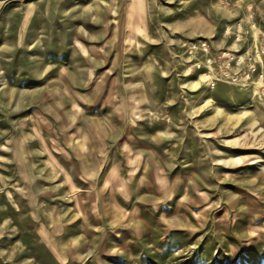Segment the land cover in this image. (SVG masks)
Masks as SVG:
<instances>
[{
    "label": "rangeland",
    "instance_id": "rangeland-1",
    "mask_svg": "<svg viewBox=\"0 0 264 264\" xmlns=\"http://www.w3.org/2000/svg\"><path fill=\"white\" fill-rule=\"evenodd\" d=\"M0 264H264V0H0Z\"/></svg>",
    "mask_w": 264,
    "mask_h": 264
}]
</instances>
